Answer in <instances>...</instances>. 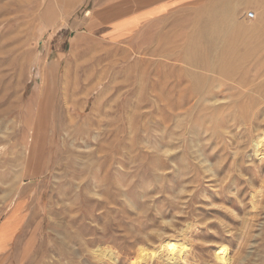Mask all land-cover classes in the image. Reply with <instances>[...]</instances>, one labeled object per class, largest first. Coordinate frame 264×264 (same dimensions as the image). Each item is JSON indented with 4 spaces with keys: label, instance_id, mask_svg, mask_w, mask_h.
<instances>
[{
    "label": "rangeland",
    "instance_id": "374dc122",
    "mask_svg": "<svg viewBox=\"0 0 264 264\" xmlns=\"http://www.w3.org/2000/svg\"><path fill=\"white\" fill-rule=\"evenodd\" d=\"M226 5L260 45L233 78L185 60L198 14ZM262 28L264 0H0V264H132L140 247L162 264L169 239L179 264H224L221 247L264 264Z\"/></svg>",
    "mask_w": 264,
    "mask_h": 264
},
{
    "label": "bare ground",
    "instance_id": "6f19581e",
    "mask_svg": "<svg viewBox=\"0 0 264 264\" xmlns=\"http://www.w3.org/2000/svg\"><path fill=\"white\" fill-rule=\"evenodd\" d=\"M205 11L206 12L202 11L198 14V21L200 20L199 22L201 25L196 30V35L198 37H203L204 41L195 42V43L189 42L190 44L188 43L186 48H187V51L189 52L190 55H188V57L186 56L185 60L189 64H191L192 66H195L196 69L198 68L204 72H208V74L218 72L220 74H223L224 76L233 78V77H235L238 70L241 71V69H245V67H247L248 64H251V61L255 58V56L260 51V45L254 44V46H250L248 41H245V44H243V42L241 40V36H243V33L245 31L242 28V25L234 23L230 20L231 17L234 16V13H235L234 9H232L226 5L224 12L220 15L208 13L207 10H205ZM260 33H261L260 34L261 43L263 44L264 43V28L261 29ZM220 43L223 44L222 49H221V52L223 54L220 55L222 60H220V58L213 56L214 52H216L218 50V44H220ZM238 44H242V45L247 46L246 53L243 56L240 55V57H238V58L232 57L231 59H226L227 57H225V56L229 52H233L234 51L233 49ZM249 70H250V68H249ZM196 84H195V87H196ZM201 93L202 92H200V94ZM246 110H249V109H246ZM244 120H245V118H244ZM239 122H240V120H239ZM218 123H219V121H218ZM243 123H245V122L243 121ZM215 130L217 131V129H215ZM263 137H264V135H258V136H255L252 140L253 145H254L253 146L254 151H255L257 157H261L262 155H264L262 152L263 148L261 150V147L264 146V138ZM255 174H256V178H258L257 172ZM254 180H257V179H254ZM262 194H263V188H260V189L256 188L252 192L251 204H252L253 209L258 208V202L259 201H262V203H263L264 200L261 199L263 196ZM173 240L169 239L167 241L162 242L160 244V246L157 247L153 251V252H155L156 256L158 257V260L160 261V263H162V264H179V262H181V260L184 257H186L187 254L185 255V251H184L186 246H184L179 240H177V241H173ZM94 253L98 254L100 257H103V258H107V256L110 257L109 253H106V251H103L102 249H99V248L97 250H95ZM144 253H145V249L140 247L138 252H137L138 255L136 254L137 258L132 260V264H141L142 259H138V258H142V257L144 258L146 256V255H144ZM111 256H113L112 252H111ZM217 257L224 264H231L232 263V259L229 257L228 249H226V248L221 247V249L217 252ZM110 258H112V257H110ZM149 260L145 259L146 264H152ZM185 260H187V258ZM143 261H144V259H143ZM173 261L175 263H172Z\"/></svg>",
    "mask_w": 264,
    "mask_h": 264
},
{
    "label": "crops",
    "instance_id": "0c3cea01",
    "mask_svg": "<svg viewBox=\"0 0 264 264\" xmlns=\"http://www.w3.org/2000/svg\"><path fill=\"white\" fill-rule=\"evenodd\" d=\"M165 5H166V4H165ZM165 5H162V6H160L159 8H152L151 11H157V10H159V12H161V14H163V13H164L163 10L166 8ZM147 11H150V10H147ZM134 17H135V16H134ZM131 18H133V16H130L129 18H127V19H125V20H130Z\"/></svg>",
    "mask_w": 264,
    "mask_h": 264
},
{
    "label": "built area",
    "instance_id": "2783aa9c",
    "mask_svg": "<svg viewBox=\"0 0 264 264\" xmlns=\"http://www.w3.org/2000/svg\"><path fill=\"white\" fill-rule=\"evenodd\" d=\"M247 17L250 20H254V19H256V14L254 12H250V13H248Z\"/></svg>",
    "mask_w": 264,
    "mask_h": 264
}]
</instances>
